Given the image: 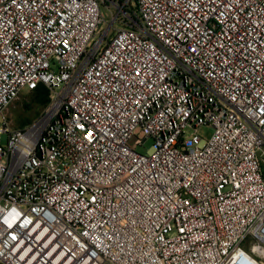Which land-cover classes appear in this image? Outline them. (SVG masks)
<instances>
[{
  "label": "built area",
  "instance_id": "2783aa9c",
  "mask_svg": "<svg viewBox=\"0 0 264 264\" xmlns=\"http://www.w3.org/2000/svg\"><path fill=\"white\" fill-rule=\"evenodd\" d=\"M40 86L0 264H264V0H0V118Z\"/></svg>",
  "mask_w": 264,
  "mask_h": 264
},
{
  "label": "rangeland",
  "instance_id": "374dc122",
  "mask_svg": "<svg viewBox=\"0 0 264 264\" xmlns=\"http://www.w3.org/2000/svg\"><path fill=\"white\" fill-rule=\"evenodd\" d=\"M102 11L108 15V20L109 23L111 22V17L108 9L102 7ZM113 14H117V10L112 8ZM116 28L118 29H124L125 27L123 25H120L119 23L115 25ZM108 28L107 23H103L101 25V30L105 31ZM115 34V31H112L110 33V36H113ZM98 39V38H96ZM29 92L25 91L23 95L21 96L19 101H16L13 103L8 110L5 112V115L3 118H0V131L3 130L5 121L9 124V128L12 131L16 130H21L27 126H25V122H35L39 119V116L37 115V110H31V111H26V107H24L25 103L30 102L29 98ZM50 100H51V95H49ZM26 111V112H25ZM40 111V110H39ZM44 111V110H43ZM40 114H42V112ZM188 136H191L193 134V129H187L186 131ZM214 133V129L209 126H203L199 129V134L206 139H209ZM7 142V135L3 136V143L6 144ZM137 138H133L130 142V146L135 149L138 153L140 154H146L147 151L150 149L152 146V142L148 141L144 146H137L136 145Z\"/></svg>",
  "mask_w": 264,
  "mask_h": 264
},
{
  "label": "trees",
  "instance_id": "16d2710c",
  "mask_svg": "<svg viewBox=\"0 0 264 264\" xmlns=\"http://www.w3.org/2000/svg\"><path fill=\"white\" fill-rule=\"evenodd\" d=\"M30 102L25 103L26 111L37 110V115L40 116V112L43 111L50 103L49 91L43 86L38 87L35 91L29 92ZM19 101V100H18ZM40 110V111H39ZM25 111V112H26ZM25 126L31 124V122H25Z\"/></svg>",
  "mask_w": 264,
  "mask_h": 264
}]
</instances>
